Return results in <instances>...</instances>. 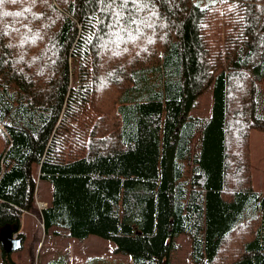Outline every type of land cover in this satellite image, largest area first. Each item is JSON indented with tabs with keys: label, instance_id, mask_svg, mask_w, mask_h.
Here are the masks:
<instances>
[{
	"label": "trees",
	"instance_id": "trees-1",
	"mask_svg": "<svg viewBox=\"0 0 264 264\" xmlns=\"http://www.w3.org/2000/svg\"><path fill=\"white\" fill-rule=\"evenodd\" d=\"M209 89L210 115L192 114ZM252 131L264 133V0L0 4V231L17 225L24 242L45 181L55 236L172 264L183 235L192 264H264Z\"/></svg>",
	"mask_w": 264,
	"mask_h": 264
},
{
	"label": "rangeland",
	"instance_id": "rangeland-1",
	"mask_svg": "<svg viewBox=\"0 0 264 264\" xmlns=\"http://www.w3.org/2000/svg\"><path fill=\"white\" fill-rule=\"evenodd\" d=\"M211 89L198 99V106L192 114L208 117L211 113ZM251 155L253 180L260 189H264V133L252 131ZM51 185L45 181L37 183L36 203L30 214H24L20 232L24 242L20 249L11 253V258L22 264H131L129 258L115 252L116 246L109 240L90 236L79 240L68 237L66 231L60 230L55 239L51 231L46 232L42 226L40 209L50 201ZM46 201V202H45ZM57 246L53 245V240ZM70 243L69 246H66ZM176 250H172V264H192L190 259V242L186 236H179L175 242ZM2 248L0 246V264H2Z\"/></svg>",
	"mask_w": 264,
	"mask_h": 264
},
{
	"label": "water",
	"instance_id": "water-1",
	"mask_svg": "<svg viewBox=\"0 0 264 264\" xmlns=\"http://www.w3.org/2000/svg\"><path fill=\"white\" fill-rule=\"evenodd\" d=\"M18 230V226H7L0 231V246L6 253L18 250L22 246L20 238L14 237V232Z\"/></svg>",
	"mask_w": 264,
	"mask_h": 264
},
{
	"label": "snow or ice",
	"instance_id": "snow-or-ice-1",
	"mask_svg": "<svg viewBox=\"0 0 264 264\" xmlns=\"http://www.w3.org/2000/svg\"><path fill=\"white\" fill-rule=\"evenodd\" d=\"M134 2H135V0H134ZM2 3H3V0H0V4H2ZM124 3L126 4L127 3V0H124ZM4 15H10V13H4ZM16 15H19V13H17ZM120 16H121V13H119V12L115 13V17H116V21L115 22L117 24L119 23ZM132 22L135 23L134 20Z\"/></svg>",
	"mask_w": 264,
	"mask_h": 264
},
{
	"label": "crops",
	"instance_id": "crops-1",
	"mask_svg": "<svg viewBox=\"0 0 264 264\" xmlns=\"http://www.w3.org/2000/svg\"><path fill=\"white\" fill-rule=\"evenodd\" d=\"M256 185V184H255ZM256 189H257V191H261V192H264V189H260L258 186H256ZM46 202V201H45ZM31 213V212H30ZM30 213H27V214H30ZM60 236H55L54 235V238L55 239H58ZM55 239H52L53 240V245H55V246H57V244L55 243ZM70 245V243H68L66 246H69Z\"/></svg>",
	"mask_w": 264,
	"mask_h": 264
}]
</instances>
